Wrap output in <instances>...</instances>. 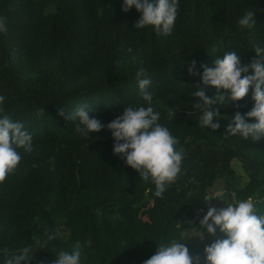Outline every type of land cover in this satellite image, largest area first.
I'll list each match as a JSON object with an SVG mask.
<instances>
[{"label":"trees","instance_id":"trees-1","mask_svg":"<svg viewBox=\"0 0 264 264\" xmlns=\"http://www.w3.org/2000/svg\"><path fill=\"white\" fill-rule=\"evenodd\" d=\"M122 4L0 0L7 28L0 32V116L21 122L32 136V151L18 149V167L0 184V250L8 249L9 257L30 246L29 264H51L78 240L81 264H143L161 243L179 242L199 226L211 187L222 191L217 209L251 198L256 214L264 215V137L224 134L237 111L243 115L253 108L252 89L234 104L213 105L222 117L215 132L199 125L202 110L192 107L191 95L197 84L208 97L217 95L215 87L203 84L201 65L214 67L227 51L244 64L257 58L254 44L264 47V0H178L167 36L151 26L134 28L141 13L135 7L125 13ZM247 11L256 21L252 29L238 23ZM214 45H220L215 53ZM192 61L199 75H189ZM138 67L151 80L147 91L158 122L179 141L176 150L183 149L181 172L162 198L154 195L151 180L143 181L114 153L107 129L125 107L148 106L135 79ZM82 104L104 125L89 140L76 131L78 121L67 118ZM46 229L58 234L48 247Z\"/></svg>","mask_w":264,"mask_h":264},{"label":"clouds","instance_id":"clouds-1","mask_svg":"<svg viewBox=\"0 0 264 264\" xmlns=\"http://www.w3.org/2000/svg\"><path fill=\"white\" fill-rule=\"evenodd\" d=\"M135 7L141 13L139 20L133 25L136 29L151 26L158 35H170L178 12V0H123L122 11L127 13ZM241 28L252 29L256 25L253 11H247L238 21ZM0 32L6 33L7 28L3 17H0ZM220 45H214L213 53ZM256 57L249 64H244L235 51H227L223 57L214 60V67L201 65L204 69L201 77L204 85L217 89V95L208 97L205 89L199 84L191 93L196 98L192 107L202 110L199 125L210 127L213 132L221 127L220 109L213 105L234 104L242 100L252 89L253 108L245 114L237 111L231 117L225 129V138L240 135L244 140L251 138L259 141L264 137V47L254 44ZM132 51L131 48L128 49ZM196 62L188 67L189 75H199L195 71ZM251 70L252 74H249ZM135 79L138 83L140 96L147 102V107H125L107 125L115 141L113 151L122 154L126 165L136 170L145 182L151 180L155 185L156 197L162 198L166 187L174 183L181 172L182 152L175 146L179 143L169 129L161 125L160 113L151 106L153 94L147 91L151 84L145 68L138 67ZM5 96L0 95V113ZM45 109L38 110L42 115ZM93 110L88 104H82L67 116L72 121H78L76 131L90 139L89 134L99 132L104 127L101 122L90 114ZM64 116V110H58ZM174 114L170 113V116ZM218 118L217 122H213ZM249 120L255 122L249 123ZM18 149L32 151V136L24 130L21 122H14L7 115L0 116V184L18 167L22 157ZM211 201V200H210ZM209 201V202H210ZM211 221V222H210ZM200 228L216 236L217 229L225 238H216L204 248L206 264H264V215H257L255 206L249 198L235 204H226L217 209L210 206L206 215L200 221ZM57 233L45 230L44 247L57 238ZM203 238V233L200 232ZM53 252L55 248L52 247ZM5 256L4 264H29L33 259V249L25 246L18 254L8 256V249L0 250ZM82 246L77 240L70 251L61 250L51 264H81ZM200 257H193L189 249L180 241L161 243L150 258L143 264H199ZM43 264V262H41Z\"/></svg>","mask_w":264,"mask_h":264},{"label":"rangeland","instance_id":"rangeland-1","mask_svg":"<svg viewBox=\"0 0 264 264\" xmlns=\"http://www.w3.org/2000/svg\"><path fill=\"white\" fill-rule=\"evenodd\" d=\"M231 167L235 172H240L239 167L236 164V161L233 160L231 161ZM242 179H244V177H242L241 180ZM221 192H222L221 189H219L218 187L209 188V193H208L209 199L206 204L209 205V207L212 206L217 208L218 205L224 202ZM231 197L234 198L233 195H231ZM200 232L203 233V238L200 237ZM216 238H225V237L223 236L222 233H220L219 229H217L216 236L214 237L208 234L206 229L200 228V224H199L198 227L189 229L187 232H185L179 241L187 246L191 256L200 257L199 264H205L204 248L210 245Z\"/></svg>","mask_w":264,"mask_h":264},{"label":"built area","instance_id":"built-area-1","mask_svg":"<svg viewBox=\"0 0 264 264\" xmlns=\"http://www.w3.org/2000/svg\"><path fill=\"white\" fill-rule=\"evenodd\" d=\"M197 211H198V213H202L203 209L199 207Z\"/></svg>","mask_w":264,"mask_h":264}]
</instances>
